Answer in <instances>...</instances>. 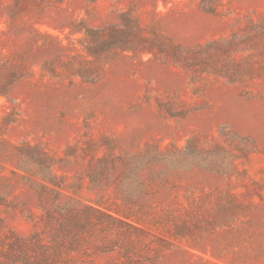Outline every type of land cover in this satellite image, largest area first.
<instances>
[{"label": "rangeland", "instance_id": "rangeland-1", "mask_svg": "<svg viewBox=\"0 0 264 264\" xmlns=\"http://www.w3.org/2000/svg\"><path fill=\"white\" fill-rule=\"evenodd\" d=\"M250 12L264 0H0V264L87 206L150 210L128 220L147 264H264V78L184 59Z\"/></svg>", "mask_w": 264, "mask_h": 264}, {"label": "trees", "instance_id": "trees-1", "mask_svg": "<svg viewBox=\"0 0 264 264\" xmlns=\"http://www.w3.org/2000/svg\"><path fill=\"white\" fill-rule=\"evenodd\" d=\"M237 24L239 29L232 30L230 35L212 39L186 50L185 66L187 70L193 72L192 77L208 74L231 82L264 78V14L255 16L254 12H250L240 18ZM109 211L87 206L84 210L62 208L55 214L49 212L44 219L42 231L36 235L37 243L25 242L21 245L35 253L33 259L29 256L23 262L107 264L98 263L97 257L115 250L119 253V258L112 264L151 262L147 250L139 252L138 246L142 240L134 239L130 229L133 228L140 233L146 231L128 221L144 223L151 215V211L115 210L118 215ZM109 222L125 223L130 228L126 231L119 229L117 237L109 239L105 236L110 227ZM46 237L50 240L46 241ZM143 253H146V258L141 260L140 255Z\"/></svg>", "mask_w": 264, "mask_h": 264}]
</instances>
